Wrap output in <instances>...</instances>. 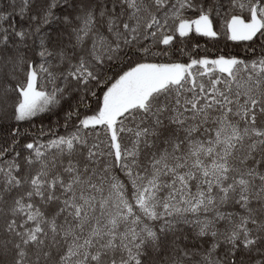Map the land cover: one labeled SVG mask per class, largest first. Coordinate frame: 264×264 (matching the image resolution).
Instances as JSON below:
<instances>
[{"label":"snow or ice","instance_id":"1","mask_svg":"<svg viewBox=\"0 0 264 264\" xmlns=\"http://www.w3.org/2000/svg\"><path fill=\"white\" fill-rule=\"evenodd\" d=\"M0 264H264V0H0Z\"/></svg>","mask_w":264,"mask_h":264}]
</instances>
